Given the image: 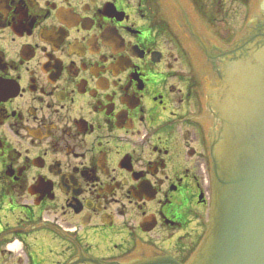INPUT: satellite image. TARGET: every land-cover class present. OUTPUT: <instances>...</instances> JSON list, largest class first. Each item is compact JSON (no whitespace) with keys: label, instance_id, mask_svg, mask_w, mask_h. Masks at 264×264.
Returning a JSON list of instances; mask_svg holds the SVG:
<instances>
[{"label":"flooded vegetation","instance_id":"af4514ba","mask_svg":"<svg viewBox=\"0 0 264 264\" xmlns=\"http://www.w3.org/2000/svg\"><path fill=\"white\" fill-rule=\"evenodd\" d=\"M233 1L0 0V264L193 260Z\"/></svg>","mask_w":264,"mask_h":264},{"label":"water","instance_id":"95a60500","mask_svg":"<svg viewBox=\"0 0 264 264\" xmlns=\"http://www.w3.org/2000/svg\"><path fill=\"white\" fill-rule=\"evenodd\" d=\"M263 18L264 14L238 40L256 30ZM256 39L258 45L252 44L241 60L245 75L238 79L235 99L223 109V132L213 143L212 223L192 264H264V44L260 45L264 33L249 37L229 54ZM240 70L235 69V74ZM218 82L216 73L208 83ZM137 264L179 263L166 259Z\"/></svg>","mask_w":264,"mask_h":264},{"label":"rangeland","instance_id":"374dc122","mask_svg":"<svg viewBox=\"0 0 264 264\" xmlns=\"http://www.w3.org/2000/svg\"><path fill=\"white\" fill-rule=\"evenodd\" d=\"M230 2V0H228ZM251 0H247L248 5L247 9L245 4H240L238 0H234L233 2V7L236 9L235 10V18L231 21H215L214 25L213 23L210 24V26L214 27H222L225 24H228L231 22V28L235 31V41H237L240 37H242L248 30L249 28L257 22L264 14V9L263 7L259 8V4L262 0H253L252 3H250ZM259 3V4H258ZM263 9V11H262ZM247 11V12H246ZM262 12V13H260ZM249 16V17H248ZM248 17V18H247ZM247 18V19H246ZM243 27V28H242ZM202 37L205 39H212L209 34H207V31H202ZM210 42V41H209ZM212 43V41L210 42ZM213 44V43H212ZM187 64V63H186ZM187 66V65H186ZM188 70V67H187ZM205 75V79L208 80V82L213 78V73L212 72H207L205 73V70L199 71L198 75Z\"/></svg>","mask_w":264,"mask_h":264}]
</instances>
